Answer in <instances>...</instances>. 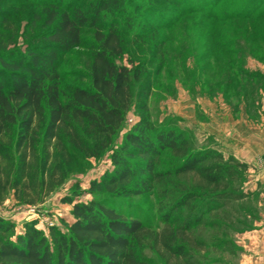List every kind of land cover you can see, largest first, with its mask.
Instances as JSON below:
<instances>
[{
  "label": "trees",
  "instance_id": "16d2710c",
  "mask_svg": "<svg viewBox=\"0 0 264 264\" xmlns=\"http://www.w3.org/2000/svg\"><path fill=\"white\" fill-rule=\"evenodd\" d=\"M63 1H42L31 23L41 21V43L19 46L16 36L5 39L0 34V157L7 159L13 130L16 153L9 169L0 167V206L9 196L22 204H42L64 182L69 159L95 156L111 144L131 105V85L141 75L139 69L112 60L122 52L123 32L142 28L141 14L176 4L175 0H84L69 6ZM256 1L244 0L239 15L250 17ZM85 27L93 29L97 44L87 69L88 83L74 85L62 95L58 55L81 43ZM38 147L40 158L34 165ZM164 151L179 161L169 170L155 171L156 158ZM110 161L113 169L91 180L89 192L138 195L167 176L188 174L211 191L202 198L183 185L178 199L162 212L159 231L119 211L106 198L75 202L71 194L60 199L71 205L73 220L66 230L51 225L45 234L32 220L23 222L18 232L13 221L0 216V264H145L136 254L143 246H158L183 264H194L187 256L200 242L188 231L204 213L244 196L232 194L227 183L248 168L246 163L194 149L182 132L154 128L146 112L141 111L125 132ZM181 205L188 206V216L172 228L170 218Z\"/></svg>",
  "mask_w": 264,
  "mask_h": 264
},
{
  "label": "rangeland",
  "instance_id": "374dc122",
  "mask_svg": "<svg viewBox=\"0 0 264 264\" xmlns=\"http://www.w3.org/2000/svg\"><path fill=\"white\" fill-rule=\"evenodd\" d=\"M42 1L0 0V34L5 39L16 36L19 46L41 43V21L31 23L40 13ZM82 1L63 2L70 6ZM175 1L163 11L141 14L142 28L123 32L122 52L112 60L139 69L141 75L131 85V105L111 144L95 156L69 159L64 182L42 204H22L9 196L0 206V216L13 221L16 231L21 232L23 222L32 220L45 234L48 220L66 230L73 220L71 205L60 199L70 194L75 202L106 198L152 231L163 227L161 214L178 199L183 185L202 198L207 196L211 189L193 174L167 176L138 195L87 190L91 180L113 169L110 155L142 111L154 128L182 132L194 149L216 151L225 159L233 157L248 165L236 180L227 183L232 194L244 196L215 212L204 213L188 231L200 242L187 256L194 264H244L243 236L259 226L264 213V0L251 6L253 13L247 18L237 12L244 0ZM96 46L93 29L85 27L81 43L58 55L62 95L74 85L88 83L87 69ZM10 137L7 159L0 157L4 169L15 160L14 130ZM39 158L38 147L34 165ZM178 161L164 151L156 158L155 171L169 170ZM188 213V206L177 207L170 226L175 228ZM136 254L145 264H183L158 246L137 248Z\"/></svg>",
  "mask_w": 264,
  "mask_h": 264
},
{
  "label": "crops",
  "instance_id": "0c3cea01",
  "mask_svg": "<svg viewBox=\"0 0 264 264\" xmlns=\"http://www.w3.org/2000/svg\"><path fill=\"white\" fill-rule=\"evenodd\" d=\"M258 225L243 236L244 264H264V213Z\"/></svg>",
  "mask_w": 264,
  "mask_h": 264
},
{
  "label": "built area",
  "instance_id": "2783aa9c",
  "mask_svg": "<svg viewBox=\"0 0 264 264\" xmlns=\"http://www.w3.org/2000/svg\"><path fill=\"white\" fill-rule=\"evenodd\" d=\"M47 225H48V226H51V225H53V222L48 220V221H47Z\"/></svg>",
  "mask_w": 264,
  "mask_h": 264
}]
</instances>
